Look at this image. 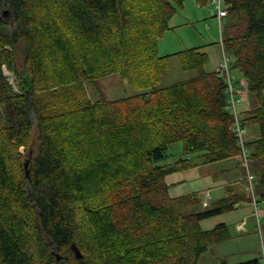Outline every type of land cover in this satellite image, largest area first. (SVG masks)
Segmentation results:
<instances>
[{
    "label": "trees",
    "instance_id": "1",
    "mask_svg": "<svg viewBox=\"0 0 264 264\" xmlns=\"http://www.w3.org/2000/svg\"><path fill=\"white\" fill-rule=\"evenodd\" d=\"M183 1L0 0V264H195L229 238L223 223L209 230L199 224L240 198L194 212V197H170L165 182L192 168L190 155L200 164L243 158L225 77L203 70L207 56L199 48L158 55L157 41ZM225 6L224 18H244L242 30L232 21L223 28L221 44L229 70L243 78L236 92L253 99L238 123L258 128L243 145L264 208V0ZM171 57L198 75L161 87ZM2 67L16 75L17 92ZM111 74L134 94L88 100L81 82L95 85ZM33 127L37 148L34 156L27 151L25 177L19 149H28ZM177 142L181 156L160 165Z\"/></svg>",
    "mask_w": 264,
    "mask_h": 264
},
{
    "label": "rangeland",
    "instance_id": "2",
    "mask_svg": "<svg viewBox=\"0 0 264 264\" xmlns=\"http://www.w3.org/2000/svg\"><path fill=\"white\" fill-rule=\"evenodd\" d=\"M225 1L222 0L221 8L225 9ZM214 11V16H211ZM235 22L239 29H243L244 18L242 15L236 17H226L217 20L215 6L210 0L196 6L194 0H184L181 6L177 7L175 13L168 21V29L157 41V52L159 56H169L191 48H199L207 56V64L203 70L205 72H215L219 70L223 55L220 47L223 28ZM22 47L21 42L15 47L16 70L22 72ZM228 62L231 61L229 53L223 51ZM166 67L161 77L160 86L166 87L172 84L192 79L198 75L197 71H182L177 57L167 58ZM3 75L14 92L18 91L19 82L13 72L2 67ZM234 82H242L243 78L238 71L229 70ZM226 80V79H225ZM227 83V80H226ZM88 100H107L115 101L134 94V90L119 75L111 74L96 80L95 85L81 82ZM237 90V89H236ZM234 92L235 98L239 101L236 110L239 115L243 109H248L254 105L253 99L248 95H240ZM240 118V117H239ZM36 130L31 131V140L28 149H19L23 158V163L27 160V151L30 148L33 156L36 153L37 141ZM258 136L256 126H245L242 133L243 143H247ZM238 140V138H237ZM239 143V140H238ZM182 154V143L177 142L170 145L167 149V159L160 165H170L175 162ZM32 156V157H33ZM194 163L192 168L174 172L165 178L169 186L168 194L170 197L191 196L197 201L194 212L210 211L217 206V201L230 196L232 199L242 200L236 208L225 211L222 214L214 215L200 222L202 230H209L214 226L223 223L227 226L229 238L219 244L209 247L195 261V264H238L251 259H262L264 251V208L261 202L254 198L258 189L257 178L252 182L251 190L244 171L247 172L248 160L238 159L224 160L211 164L198 163L197 155H190ZM244 165V167H243ZM252 171V166L250 164ZM28 169V168H27ZM257 177L256 172L248 170ZM249 173V174H250ZM209 193L211 200L208 206L203 207L204 195Z\"/></svg>",
    "mask_w": 264,
    "mask_h": 264
},
{
    "label": "built area",
    "instance_id": "3",
    "mask_svg": "<svg viewBox=\"0 0 264 264\" xmlns=\"http://www.w3.org/2000/svg\"><path fill=\"white\" fill-rule=\"evenodd\" d=\"M196 2V6L198 8L201 7L200 4L197 3L196 0H194ZM211 4L213 6H215V11H216V18L217 20H221L222 18H224L227 15V11L226 9L221 8V3L222 0H210ZM211 16H214V11H211ZM220 47L222 49V55H223V59L222 62L219 65V70L218 72L220 73V75H223L225 77V79L227 80V89H226V95H227V110L228 112L232 115L233 120H234V125H233V132L235 134V136L238 138L239 140V145L242 149V155H243V163L247 162V158L245 155V151H244V143L242 141V133H243V128L239 125L238 123V114H237V110L236 107L239 103V101L235 98V87L233 84V77L230 75L229 73V62L228 59L226 58L225 54H224V50L222 48V44L220 42ZM253 180V177L251 176V174H249L248 172H246V181L249 184L250 189H252L251 187V182ZM211 200L210 194L207 192L204 195V202H203V207H207L208 206V201ZM261 261L264 264V251L262 252V256H261Z\"/></svg>",
    "mask_w": 264,
    "mask_h": 264
},
{
    "label": "water",
    "instance_id": "4",
    "mask_svg": "<svg viewBox=\"0 0 264 264\" xmlns=\"http://www.w3.org/2000/svg\"><path fill=\"white\" fill-rule=\"evenodd\" d=\"M28 164H29V161L28 160L23 164L25 177H28V169H27L28 168ZM73 251H74L76 257L79 258L80 257L79 252L75 248H73Z\"/></svg>",
    "mask_w": 264,
    "mask_h": 264
}]
</instances>
